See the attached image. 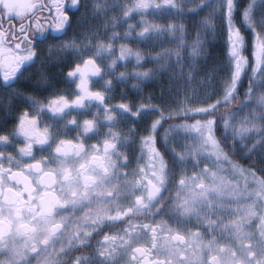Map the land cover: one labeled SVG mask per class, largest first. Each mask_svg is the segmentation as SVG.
I'll return each mask as SVG.
<instances>
[{
  "label": "snow or ice",
  "instance_id": "snow-or-ice-1",
  "mask_svg": "<svg viewBox=\"0 0 264 264\" xmlns=\"http://www.w3.org/2000/svg\"><path fill=\"white\" fill-rule=\"evenodd\" d=\"M0 114V264H264V0H0Z\"/></svg>",
  "mask_w": 264,
  "mask_h": 264
},
{
  "label": "rangeland",
  "instance_id": "rangeland-1",
  "mask_svg": "<svg viewBox=\"0 0 264 264\" xmlns=\"http://www.w3.org/2000/svg\"><path fill=\"white\" fill-rule=\"evenodd\" d=\"M133 1V0H132ZM111 15V13H110ZM140 19L139 16H134L133 19L127 21L126 23H129V24H135L136 21H138ZM149 20H152L153 17L150 15L148 17ZM168 17H164L163 20H157L156 22L158 23H163L164 20H167ZM126 26V25H125ZM124 29L121 28V29H117V31H123ZM140 28L139 26H137V31H139ZM218 31H214V32H211V33H208L206 39L208 41H210L209 44H206L205 45V48L206 49H209L212 53V59H211V62L213 63H222L226 57L224 56V53H226L227 51V34H226V30H222L221 28H218L217 29ZM189 41H191V37H189ZM120 43H130V46L132 47H140L141 49H143L145 52H152L153 50L149 47V46H146V45H143V44H137V42L135 41H132V42H127V41H117V46H119ZM173 45L170 44L167 40L164 41L163 44L159 45V47L156 49V51H158L160 48H166V47H172ZM153 65L152 64H145L144 65V68H149V67H152ZM132 71V63H129L128 66H127V69H125L124 67H120L117 69V71ZM143 70V69H142ZM134 83V81L132 80H129L128 83H127V88H126V91H128L129 93V96H134L135 95V90L131 88V85ZM153 87L151 86V84H149L148 87H145L143 89V95L147 96L149 94V92H152ZM155 91L158 93L159 92V87L157 86L155 88ZM119 92H120V88H117L115 90V95H116V100H113V103H117L119 102ZM201 167H203V164H201ZM189 171H191V167L189 166ZM174 190V189H173Z\"/></svg>",
  "mask_w": 264,
  "mask_h": 264
},
{
  "label": "flooded vegetation",
  "instance_id": "flooded-vegetation-1",
  "mask_svg": "<svg viewBox=\"0 0 264 264\" xmlns=\"http://www.w3.org/2000/svg\"><path fill=\"white\" fill-rule=\"evenodd\" d=\"M81 2H82V0H81ZM110 2H111V0H110ZM120 2H121V3H131V2H133V1H132V0H120ZM245 2H247V0H245ZM66 3L71 4V0H66ZM80 12H83V8L80 9ZM72 14H73L72 11H69V15H72ZM79 14H80V13L77 12L75 15L78 16ZM218 28H220L219 25L217 26L216 31H218V30H217ZM250 53H251V47H250V42H249V48L244 52V55H246V56H250ZM73 63H75V62H73ZM68 70H69L68 68H64V69H63V71H64L65 74L67 73ZM248 73H251V70H250V69H249V72H248ZM105 79H107V77H105ZM100 83H102V81H101ZM58 86H59L60 88H69V87L74 88V87H75L74 84L69 86V85L66 84V83H61V84L58 85ZM98 87H99V84H96L95 87L93 88V90H97ZM69 118H70V117H69ZM2 121H3V114H0V127L3 126V125H2ZM43 127H44V124H41V128H43ZM73 135H75V132H70V133L68 134V136H66V137H61V138L70 139L71 136H73ZM22 143H23L22 140L17 141V142H16V147L22 146ZM86 143H88V144H93V143H95V139H90V140L86 141ZM53 146H54V145H53ZM158 147H159V145H158ZM4 151L9 152V151H12V149H11V148H8V149H4ZM40 155H42V153L37 152V157H39ZM136 155H139V151H138V149H137ZM144 163H147V159H145ZM136 165H137V161H136L135 156H134V157H133V160H132V164H131L129 167L132 168V167H135ZM173 191H175V190H173ZM166 195H167V194H166ZM160 219H166V217H163V216L157 217V220H160ZM121 227H123V225H115V226H114L113 228H111V229L105 228L104 231H105V232H115L118 228H121ZM189 227H192V226L189 225ZM192 230L195 231L196 229H195V228H192ZM103 235H104V233H100L99 236H96V237L93 238V246H95V242H96V240L101 239V238L103 237ZM163 235H164V234H161V236H163ZM221 243H224V241L222 240ZM149 245H150V241H149ZM90 250H91V249H81L82 252H88V251H90Z\"/></svg>",
  "mask_w": 264,
  "mask_h": 264
},
{
  "label": "trees",
  "instance_id": "trees-1",
  "mask_svg": "<svg viewBox=\"0 0 264 264\" xmlns=\"http://www.w3.org/2000/svg\"><path fill=\"white\" fill-rule=\"evenodd\" d=\"M248 82H249V81H248V75H245L244 78H243L242 86H241V88H240V92H241V93H243V92L246 90L247 85H248ZM240 98L242 99L243 97L240 96ZM235 103H236V102L233 101V104H235ZM224 107H225L224 105L221 106V111H223ZM240 163H241L242 165H244V166H247V165L245 164L244 161H240Z\"/></svg>",
  "mask_w": 264,
  "mask_h": 264
}]
</instances>
